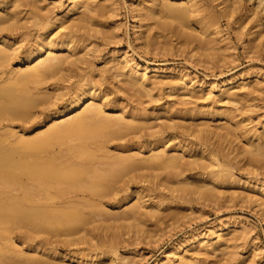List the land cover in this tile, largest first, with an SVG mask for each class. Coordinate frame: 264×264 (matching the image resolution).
I'll return each mask as SVG.
<instances>
[{"label": "rangeland", "instance_id": "rangeland-1", "mask_svg": "<svg viewBox=\"0 0 264 264\" xmlns=\"http://www.w3.org/2000/svg\"><path fill=\"white\" fill-rule=\"evenodd\" d=\"M139 1H91V9L84 15L88 18L86 27L75 28V53L85 48L78 54L79 64L70 72L64 71L63 78L53 77L37 84L38 89L32 88L49 103L32 110L27 118L3 119L0 133H9L8 150L23 153L25 149L15 138L32 137L45 130L52 119L62 120L78 112L77 108L68 110L67 105L73 92L88 79L95 85L91 94L98 97L104 116L122 115L126 121L135 117V129H124L121 139L112 141L107 152L135 156L140 161L164 151L180 159L179 177L172 176L176 171L173 166L141 168L122 176L117 190L104 198L102 206H96L103 212L84 210V220L69 237L71 242L59 233L31 234L26 228L5 224L0 229V249L6 252L0 251V264H264V207L255 201L264 188V153L260 161H253L250 154L239 152L256 149L258 142L264 150V45L262 39L248 42L251 33L260 29L253 28L255 16H250L254 0L232 17L224 15L222 0H196L200 11L183 21V30L207 42L209 50H199L200 54L191 52L193 44H185L176 32L157 30L158 19L145 21L143 31L159 38L155 46H146L139 39V19L133 10ZM22 2V6L15 3L16 9L6 5L9 11L20 13L19 29L0 33L18 48L9 63L0 67L2 79L25 68L20 60L35 45L38 26L25 18L32 16L30 21H35L37 11L59 26L58 19L68 5V0ZM4 11L0 9V13ZM209 15L217 22L202 32L199 22ZM69 18L64 19L66 24ZM58 30H50V38ZM56 52L69 55L67 51ZM111 60L128 61L150 78L160 71L158 82L150 93L133 89L128 75L111 77L107 73ZM229 81H238L232 86L236 95L224 96L220 88ZM202 129L210 132L208 139L195 135ZM191 149L196 157L211 154L216 160L204 175H214L212 196L182 190L183 181L194 189L202 185L199 174L186 165ZM107 160L104 156L98 159ZM151 172L159 176H142ZM229 172L239 182H222ZM137 188L142 192L131 196ZM137 204L142 207L135 217L120 219L118 215ZM194 237L221 238L223 245L217 250L203 248L198 241L188 242ZM15 254L27 259L19 260ZM62 254L75 258L74 262Z\"/></svg>", "mask_w": 264, "mask_h": 264}, {"label": "bare ground", "instance_id": "bare-ground-1", "mask_svg": "<svg viewBox=\"0 0 264 264\" xmlns=\"http://www.w3.org/2000/svg\"><path fill=\"white\" fill-rule=\"evenodd\" d=\"M91 1L94 0H68L63 15L58 19L59 26H55L52 19L37 11L34 14L35 21H30L33 19L32 16L25 18L26 21L32 22L33 26H38L36 31L39 34L33 48L24 59L20 60L21 63L25 62V68L20 71H11L6 78H0V122L6 118L9 120L27 118L32 110L40 105L48 104L44 95L36 96L33 89H38L37 84L50 78H63L64 71L70 72L79 64L78 54L85 48L75 53L78 48L75 28L86 27L88 18H84V15L91 9ZM250 1L253 0H222L221 3L225 4L223 13L226 17H232L238 11H243L246 3ZM15 3L19 6L23 5L22 0H6L0 4V9L5 10L0 13V33L19 29L17 17L20 12H11L6 7L10 4L11 8L16 9ZM199 9L200 6L196 0H175L174 2L140 0L133 8L139 19L138 28L141 29L139 39H142L146 46L156 45L159 39L157 34L143 30L146 27L145 21L158 19L157 30L176 32L184 39L185 44H193L191 52L200 54L199 50H209L207 42L183 30L186 24L183 21L198 13ZM252 9L250 16H255L253 28L259 27L260 29L251 33L253 36L248 42L252 44L262 39L264 45V0H254ZM68 16L70 22L66 24L64 19ZM216 19L215 16L209 15L205 21L199 22L200 31L210 29L217 22ZM243 24L244 21L240 23V27H243ZM52 29L59 30L55 37L50 38ZM60 29L68 31L61 32ZM211 33L214 36L219 34L218 32ZM57 49L61 53L67 51L69 55H58ZM17 50L18 48H13L9 40L0 36V67L9 63ZM108 64L107 73L111 77L121 74L128 75L132 88L139 91L144 90L145 93H150L161 73L156 70L150 78L146 76V73H139L129 65L128 61L119 63L111 60ZM238 81L243 82V78ZM238 81L224 83L220 88L222 94L224 96L236 95L232 86L238 84ZM94 87L95 85L86 79L73 92L67 106L68 110L79 109L74 115L63 116L62 120L52 119L51 124L45 125V130L37 132L32 137H25V135L16 137L15 140L25 149L23 153L8 150L9 133H0V229H4L5 224H10L13 227L26 228L31 234L54 232L67 236V241L71 242L73 239L69 237L77 232L78 223L84 220V210L103 212L102 208L96 206H102L104 198L117 190L122 176L141 168L154 169L173 166L176 171L171 172L172 176L179 177L180 171L177 174L176 172L180 168V159L164 151H158L140 159L144 164L135 156L123 157L120 154L112 155L107 152L112 141L121 139L124 129L131 131L135 129L136 125L133 123L135 117L133 116L131 121H126L122 115L116 118L104 116L102 105L96 102L98 97L91 94ZM220 115L225 117V112ZM196 133V136L208 139L210 132L202 129ZM225 135H222V138H226ZM26 151L27 153H24ZM192 151L193 149L189 151L191 160L186 165L194 173L199 174L198 179L202 182L201 189L190 188L183 181L182 190L207 197L212 196L214 190L211 181L214 175L211 173L207 177L204 175L209 166H215L216 160L211 154H208V157H196L194 153L191 154ZM199 152L202 154L203 151ZM239 152L250 154V160L260 161L264 150L262 143L258 142L256 149H242ZM100 156L107 157L108 160L99 162ZM142 176L152 179L159 175L151 172L147 175L142 174ZM232 177L233 174L229 172L222 182L229 180L239 182ZM141 192L137 188L131 196H138ZM260 192L261 197L255 201L259 206L264 207V188ZM141 207L139 204L133 205L127 212L118 216L125 220L135 217ZM194 241H198L203 248L211 246L213 250L223 245L221 238L214 241L211 238L194 237L188 242ZM2 250L3 253L6 252L5 249H0ZM14 256L19 260L27 259L18 254ZM62 256L68 257L71 262L75 260L68 254H62ZM30 259L34 261L36 258L31 257Z\"/></svg>", "mask_w": 264, "mask_h": 264}]
</instances>
